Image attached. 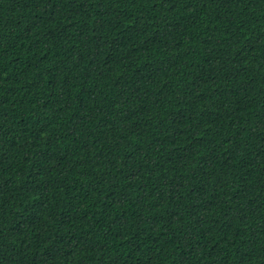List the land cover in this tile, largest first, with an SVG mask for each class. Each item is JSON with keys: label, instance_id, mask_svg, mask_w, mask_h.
<instances>
[{"label": "trees", "instance_id": "16d2710c", "mask_svg": "<svg viewBox=\"0 0 264 264\" xmlns=\"http://www.w3.org/2000/svg\"><path fill=\"white\" fill-rule=\"evenodd\" d=\"M0 264H264V0H0Z\"/></svg>", "mask_w": 264, "mask_h": 264}]
</instances>
